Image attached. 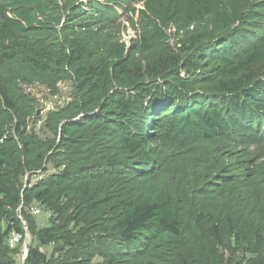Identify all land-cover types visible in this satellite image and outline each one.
<instances>
[{
  "label": "trees",
  "instance_id": "1",
  "mask_svg": "<svg viewBox=\"0 0 264 264\" xmlns=\"http://www.w3.org/2000/svg\"><path fill=\"white\" fill-rule=\"evenodd\" d=\"M133 1L0 0V264H15L8 237L25 228L27 264H86L88 250L52 262L39 249L71 248L73 214L106 241L105 264H197L196 237L223 244L224 227L255 245L247 264H264V0ZM121 8L144 17L127 45ZM69 79L50 137L27 132L37 113L24 86ZM193 143L213 146L211 165L169 163L166 150ZM41 207L51 224L37 228Z\"/></svg>",
  "mask_w": 264,
  "mask_h": 264
},
{
  "label": "rangeland",
  "instance_id": "2",
  "mask_svg": "<svg viewBox=\"0 0 264 264\" xmlns=\"http://www.w3.org/2000/svg\"><path fill=\"white\" fill-rule=\"evenodd\" d=\"M143 2L141 0H135L132 2V7L135 10L143 9ZM135 10L129 8L118 9L116 13V36L120 42L129 44L131 39L136 38L138 32L141 29L144 17L141 16ZM174 25H170L166 29V33L170 35V43L174 44ZM25 93L34 100V108L36 115L29 117L26 121V130L29 133H34L41 138L50 137L49 132L45 127V119L47 114L51 111L66 104L71 98L72 92V80L60 81L55 87L49 88L42 84H33L31 86H24ZM39 114V115H38ZM219 144L218 142L212 143V145ZM213 146L204 145L201 143L186 144L178 146L175 150L168 149L166 153L169 155L168 161L171 165L177 166V168L188 167L193 170L197 169L202 171L207 166L211 165L216 158L210 155ZM260 154L264 153V145L258 147ZM48 168L52 171V164L49 162ZM234 165V163H232ZM232 168V166H229ZM40 177V175H39ZM38 177H33L31 181L36 180ZM24 178L8 179L5 187L7 189L17 190L20 186L25 185ZM65 202V199H62ZM73 209L68 214H71ZM68 214L61 215L60 220L65 218ZM73 214V213H72ZM33 216L37 228H42L51 224L49 217L50 212L44 208H39V213L33 211ZM71 216V215H70ZM84 220L77 214H73L68 222L70 228L69 239L73 243L71 248L66 246H42L39 249L46 254L47 258L52 262H58L64 260L70 262L76 258V256L87 255L86 250L93 252V255H89V260L86 264H105V258L102 255L104 252L103 237L94 232H87L82 230ZM220 238L224 242L219 244L218 241L212 236L202 238L197 236L194 240L192 251L196 258L197 264H211L209 261L208 246L214 251L221 252L225 258V264H247L248 259H254L255 245L245 243H238L235 241L231 231L225 227L221 230ZM26 243L27 246H36V240L28 231L26 236L20 240V244ZM192 251L189 250L188 258L191 257ZM16 255L13 256L15 264H18ZM86 258V257H85ZM6 264V263H4ZM68 264V263H66Z\"/></svg>",
  "mask_w": 264,
  "mask_h": 264
},
{
  "label": "built area",
  "instance_id": "3",
  "mask_svg": "<svg viewBox=\"0 0 264 264\" xmlns=\"http://www.w3.org/2000/svg\"><path fill=\"white\" fill-rule=\"evenodd\" d=\"M35 211L36 213H39V210H35ZM26 233H27V229L25 228L24 236H22L21 234L15 231H12L8 237L9 248L13 250L18 249V252L15 254L17 257L16 259L18 261V264H27L26 257L28 254V246L26 245V243H23L22 245L20 244V240L26 236Z\"/></svg>",
  "mask_w": 264,
  "mask_h": 264
}]
</instances>
